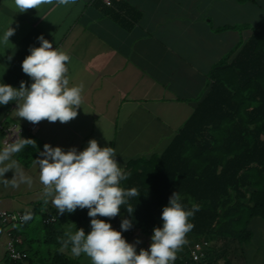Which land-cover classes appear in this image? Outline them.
I'll return each mask as SVG.
<instances>
[{
  "label": "crops",
  "instance_id": "crops-1",
  "mask_svg": "<svg viewBox=\"0 0 264 264\" xmlns=\"http://www.w3.org/2000/svg\"><path fill=\"white\" fill-rule=\"evenodd\" d=\"M120 1L121 8L113 0L64 5L53 0L19 13L13 0H0V83L31 85L21 64L43 35L69 55V86L84 85L82 107L68 123L42 121L32 131L30 122L16 117L15 102L0 105V124L17 123L24 128L22 138L36 141V148L26 146L12 157L32 185L0 183V209L31 211L40 203L43 211L54 208L45 202L35 164L46 143L82 151L96 139L101 147L115 148L121 166L132 158L160 154L209 89L213 64L234 53L264 17V0ZM109 7L114 16L106 12ZM10 27L15 33L5 45L2 37ZM2 136L0 131V149L5 147ZM14 171L5 178L12 179ZM36 216L37 225H32L34 216L25 225L11 226L21 247L37 252L35 263L44 257L40 243L45 236L41 216ZM5 240L4 235L0 264H7Z\"/></svg>",
  "mask_w": 264,
  "mask_h": 264
},
{
  "label": "trees",
  "instance_id": "trees-1",
  "mask_svg": "<svg viewBox=\"0 0 264 264\" xmlns=\"http://www.w3.org/2000/svg\"><path fill=\"white\" fill-rule=\"evenodd\" d=\"M113 3L120 8L124 4ZM106 12L114 16L115 10L109 7ZM208 77L209 89L167 147L160 154L120 165L128 174L121 186L135 187L140 193L121 207V215L108 220L118 231H122L123 219L132 221L130 230L122 231L125 239L136 231L162 227V209L174 192L185 209L199 205L189 234L248 243L254 223L264 221V17L234 53L213 64ZM27 158L29 163L31 157ZM129 205L135 208L131 216L125 210ZM87 212L77 209L60 215L55 208L43 211L41 203L36 205L31 218L21 225L40 215L43 242L55 248L37 263V252L23 248L28 256L19 261L6 256L7 264H79L78 258L61 251L58 235L63 233V222H90ZM47 215H54L55 221L43 223ZM211 256L210 263L218 264Z\"/></svg>",
  "mask_w": 264,
  "mask_h": 264
},
{
  "label": "clouds",
  "instance_id": "clouds-1",
  "mask_svg": "<svg viewBox=\"0 0 264 264\" xmlns=\"http://www.w3.org/2000/svg\"><path fill=\"white\" fill-rule=\"evenodd\" d=\"M55 2L64 5L72 0ZM51 3L53 0H13L19 13ZM14 33L15 29L10 27L4 32L2 42L7 45ZM37 39L39 47L31 46L30 54L21 64L23 73L32 80L31 85L21 81L19 88H15L0 83V105L15 102L16 117L32 124L42 121L68 123L78 116V109L82 107L84 85L69 86V55L53 47L43 35ZM26 146L36 148V141L21 138L7 142L0 149V183H11L12 187H18L19 183L32 185V178L21 172L12 160ZM116 155L114 147H101L96 139L89 140L82 151L75 147L65 151L59 146L44 144L41 158L36 159L35 164L39 168L45 202H50L60 215L87 209L90 217L91 231L86 234L83 228H77L74 232H66L65 238L60 240L61 251L69 249L74 257L84 255L90 264H175L177 253L188 243L187 234L194 227L191 218L199 211V205L185 209L179 194L174 192L162 209V227L153 229L149 248L137 252L136 244L140 241L129 243L122 235V231L130 230L132 221L123 219L122 231L108 222L121 215V207L128 204L129 198L140 195L135 187L125 189L121 186L128 174L118 164ZM14 169V177L6 179L5 173ZM125 210L131 216L135 208L129 205ZM28 218L29 215L24 217Z\"/></svg>",
  "mask_w": 264,
  "mask_h": 264
},
{
  "label": "built area",
  "instance_id": "built-area-1",
  "mask_svg": "<svg viewBox=\"0 0 264 264\" xmlns=\"http://www.w3.org/2000/svg\"><path fill=\"white\" fill-rule=\"evenodd\" d=\"M106 4H111V0H103ZM38 124H29L30 130L37 129ZM0 131L2 132V145L6 146L7 142L18 141L22 138L24 128L17 123H1ZM26 215L31 218L30 211L27 210H8L0 209V240L5 235L6 256L11 261L23 260L28 256V252L19 247L21 243L20 235L16 234L11 226L21 224L28 219H24ZM54 215H47L42 219L43 223L55 221ZM134 234L143 236V241L137 246V252L141 248L147 250L151 243L153 229L146 233L136 231ZM188 243L183 246L182 250L177 253L175 264H211L210 259L214 251L215 238H209L205 235L187 234Z\"/></svg>",
  "mask_w": 264,
  "mask_h": 264
},
{
  "label": "rangeland",
  "instance_id": "rangeland-1",
  "mask_svg": "<svg viewBox=\"0 0 264 264\" xmlns=\"http://www.w3.org/2000/svg\"><path fill=\"white\" fill-rule=\"evenodd\" d=\"M39 216H35L32 225L39 224ZM61 228L63 229L62 234L59 238H65L64 234L66 232H74L77 228H83L85 233L91 231L90 222L84 223L82 225H77L74 222H63ZM254 235L250 242L240 243L236 239H215L213 257L217 260L218 264H264V221H257L253 225ZM39 237V234H36ZM40 238V237H39ZM143 236L139 234H133L130 238L126 239L129 243H136L137 240L140 243L143 241ZM136 244L137 246L140 244ZM34 247L36 248L38 243L34 242ZM41 249H43V255L47 256L49 249H54V244L40 243ZM62 247V245L60 246ZM70 253L69 249L63 250ZM72 256V255H71ZM74 257V256H73ZM78 258L79 264H90L88 257L81 255Z\"/></svg>",
  "mask_w": 264,
  "mask_h": 264
}]
</instances>
